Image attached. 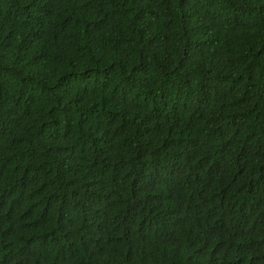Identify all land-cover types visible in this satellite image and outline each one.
I'll return each instance as SVG.
<instances>
[{
	"label": "trees",
	"instance_id": "trees-1",
	"mask_svg": "<svg viewBox=\"0 0 264 264\" xmlns=\"http://www.w3.org/2000/svg\"><path fill=\"white\" fill-rule=\"evenodd\" d=\"M0 264H264V0H0Z\"/></svg>",
	"mask_w": 264,
	"mask_h": 264
}]
</instances>
